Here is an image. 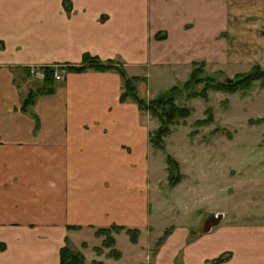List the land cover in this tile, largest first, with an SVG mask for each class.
Masks as SVG:
<instances>
[{
    "label": "crops",
    "instance_id": "crops-1",
    "mask_svg": "<svg viewBox=\"0 0 264 264\" xmlns=\"http://www.w3.org/2000/svg\"><path fill=\"white\" fill-rule=\"evenodd\" d=\"M263 24L264 0H0V264H61L65 245L82 250L71 239L85 227L147 223L148 120L120 100L115 70L65 66L96 55L143 77L140 92L155 76L156 90L168 88L194 61L219 70L257 59ZM45 66L61 74L55 92L23 111L42 84L27 79ZM252 247L217 252H232L225 264H264V245Z\"/></svg>",
    "mask_w": 264,
    "mask_h": 264
},
{
    "label": "rangeland",
    "instance_id": "rangeland-1",
    "mask_svg": "<svg viewBox=\"0 0 264 264\" xmlns=\"http://www.w3.org/2000/svg\"><path fill=\"white\" fill-rule=\"evenodd\" d=\"M258 36L263 49L257 59L251 57L248 63L219 70L205 67L202 75L226 81L249 72L255 62L264 69V24ZM192 69L168 88L159 86L156 90L159 80L155 76L152 89L139 91L146 100L173 98L177 107H188L190 114L169 124L164 147L156 148L150 136L161 122L150 112L141 111L148 120L150 143L146 192L141 196L146 197L147 223L122 225L139 229L136 242L126 229L113 233V248L119 257L109 256L113 250L104 246L98 228L85 227L71 239L72 248H82L85 264H225L234 256L230 251L218 255L219 246L248 240L255 250L263 247L264 85L258 81L245 92L203 89V83L194 82L186 86ZM42 80L43 75L35 72L27 82L38 85ZM196 92L200 95H194ZM168 156L179 164L181 178L175 186L169 182ZM219 214V222L207 230V221ZM175 226L189 228L188 236L172 235ZM209 249L213 251L207 254ZM221 256L226 258L216 261Z\"/></svg>",
    "mask_w": 264,
    "mask_h": 264
},
{
    "label": "trees",
    "instance_id": "trees-1",
    "mask_svg": "<svg viewBox=\"0 0 264 264\" xmlns=\"http://www.w3.org/2000/svg\"><path fill=\"white\" fill-rule=\"evenodd\" d=\"M192 71L190 79L186 82V86L194 82V84H204L203 89L211 88L217 89L224 92H235L241 90L245 92L250 89L253 83L260 81L264 85V69L260 66V63L255 62L251 67L249 72H242L236 74L233 77V82L230 81H215L211 77L203 76V72L206 67L205 61H194L192 62ZM97 69V70H115L118 72L122 78V93L120 100L124 101H133L138 105L140 111H148L152 116L157 117L161 125L151 134L150 140L156 148H163V137L170 133L169 124L174 123L176 119L186 118L190 114V109L188 107H177L174 99L169 98L163 100L158 98L156 100H146L140 96L139 90L137 87L138 81L142 80L139 76L129 75L124 66L116 60H107L102 61L98 56L85 54L83 57V62L80 65L74 66H65V69L72 72H83L87 69ZM43 80L42 84L35 89L30 90L22 103V110L30 112L31 106L33 105L37 95L49 94L55 92V68L53 66H45L42 68ZM175 88V87H174ZM202 89V90H203ZM205 93V92H204ZM194 95H200L199 92H196ZM193 95V96H194ZM204 97L205 94H202ZM163 107V108H162ZM203 123V121L199 122ZM168 167H169V182L172 186H175L181 178V173L179 172V164L172 157H167ZM79 228V226H73ZM123 229L130 234V237L133 241H137L140 231L137 228H127L122 225H111L108 227H100L97 229V233L104 236L103 243L107 248L113 250V254L109 252V256L119 257V254L114 250L113 246L115 244V236L113 233H120ZM169 232L167 229L165 233ZM164 238H160L162 242ZM5 249V244L0 242V251ZM99 251L101 250L98 249ZM226 256L219 257L216 261H222ZM60 263L61 264H85V256L82 251H75L71 249L68 245H65L60 249Z\"/></svg>",
    "mask_w": 264,
    "mask_h": 264
},
{
    "label": "water",
    "instance_id": "water-1",
    "mask_svg": "<svg viewBox=\"0 0 264 264\" xmlns=\"http://www.w3.org/2000/svg\"><path fill=\"white\" fill-rule=\"evenodd\" d=\"M226 81H230L233 82V79H226ZM219 217V218H218ZM218 217H212L210 218L207 223H206V229L207 230H211L212 226H214L215 224H217L220 220V217H222V214H219Z\"/></svg>",
    "mask_w": 264,
    "mask_h": 264
},
{
    "label": "built area",
    "instance_id": "built-area-1",
    "mask_svg": "<svg viewBox=\"0 0 264 264\" xmlns=\"http://www.w3.org/2000/svg\"><path fill=\"white\" fill-rule=\"evenodd\" d=\"M36 73H38V72H36ZM40 74L43 75L42 72H41ZM55 78H56L57 80H59V79L61 78V74H59L57 71H55Z\"/></svg>",
    "mask_w": 264,
    "mask_h": 264
}]
</instances>
